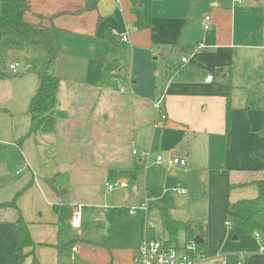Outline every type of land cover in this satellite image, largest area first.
I'll return each instance as SVG.
<instances>
[{
    "label": "crops",
    "instance_id": "crops-1",
    "mask_svg": "<svg viewBox=\"0 0 264 264\" xmlns=\"http://www.w3.org/2000/svg\"><path fill=\"white\" fill-rule=\"evenodd\" d=\"M191 1L119 0L117 3L116 0H97L95 10L82 12L85 0H26L29 12L24 16L25 21L43 26H49L51 21L60 30V53L53 68V74L60 79V86L54 113L55 133L25 138L31 125L29 103L39 86L38 75L30 71L38 67L32 66L36 50L20 54V61H26L17 69L21 75L0 80V204L10 202L20 192L18 209L35 244L33 250L25 249V253L32 251V255L21 264H32L34 259L39 264H127L132 261L140 242L150 231L159 238L167 237L161 226L159 211L164 209L168 214L169 211L158 207L161 234L152 224L147 223V209L140 231L137 228L136 234L129 240H123L121 245H113L108 231L117 223L113 219L120 220L129 215L128 207L124 206V203L129 202L128 199L118 200L120 205L113 208L114 217L111 220L99 221L96 220L98 217L90 219L102 230L101 235L95 234L92 237L80 231L81 218L77 229L71 227L70 220L59 223L53 211V207L61 203L72 207L74 213L77 212L76 206L87 207L82 204V199L76 201L74 196H87L89 193L80 192H88L94 187V176L99 184L107 183L109 177L119 179L114 183H136L137 174L130 169L139 168L121 161L122 153L113 149L118 143L120 148L126 144V136L130 134L133 135L130 144L132 149L137 147L141 149L139 152L149 151L152 155L156 148L159 151L155 156H163L162 151H166L169 152L168 157L174 155L185 160L183 167L164 169L165 166L153 163L154 155L148 160L139 155L134 156L145 165V170L153 169L163 178H166L168 172L175 176L178 169L184 170L186 174L194 170H205L202 179L206 180L210 175V180L214 182L219 178L221 186L216 191L213 184L209 186L212 192L208 206L210 211L207 224L201 225L206 235V245L199 249L200 257L196 264H227L228 258H233L232 264H236L239 257L244 258L245 264H264V254L259 251L264 247V240H256L264 229L255 231L260 233L259 238L254 237L255 232L247 235L255 242L253 246L234 245L231 248L225 245L229 226L227 223L220 225V222H216L212 211L213 207L220 213H228L236 222V213L229 211V204L257 199V187L250 183L264 180V156L261 160H253L255 164L250 167L240 166L237 169L233 166L227 168L224 161L232 149L242 154L248 153L255 136L264 138L261 135L264 127V32L258 34L262 37V43H253L252 40L239 43L236 32V16L243 15L242 10L246 13L245 8L257 10L264 23V7H259L264 6V0H246L244 7L235 6L231 0L225 4L220 3V0L212 1L209 11L210 29L204 30V20L200 21L202 30L209 34L198 37L190 26L193 14ZM108 30L118 36H127V49L124 53L129 52V58L125 60L130 67L122 64L119 57L118 61L131 83L135 84L137 77L134 75L137 76V66L140 64L147 69L154 63L153 59L163 57L165 68L171 67V79L153 97L154 101L163 95L165 120L156 115L154 121L145 119L142 115V97H123L119 100L117 96H111L110 85L114 77L107 71L108 59H113L108 54L105 41ZM245 32L244 29L243 34ZM176 44L191 46L195 53L173 57L172 51ZM198 46L203 48L198 49ZM250 54L251 57L245 58V55ZM183 58L187 59L184 64L181 63ZM233 58L234 64L238 60L244 63L245 68L249 67L248 70L255 68L256 76L253 78L247 72L242 83L234 82V86L232 83L233 90L229 92L216 72L219 69L233 71ZM257 73L261 75L260 79H256ZM156 76H161L159 69ZM209 76L212 81L206 82ZM233 93L234 99L243 104L240 106L246 107L251 102H258L259 108L249 111V120L234 123V126L230 110V147L227 148V99L230 97L232 109ZM132 115L134 118L129 120ZM196 134L200 135L197 141L200 152L197 153L203 156L199 158L196 152L190 150L185 154L178 153L179 139L191 135L195 138ZM222 142L225 143L223 159L212 167L213 158L220 154L216 153L212 158V151L216 145L220 149ZM80 154L83 159L86 158L82 163L79 161ZM96 156L111 159L114 164L94 167L89 159H95ZM120 172L133 173L136 178L129 181L118 176ZM52 178H55L54 190L49 187ZM129 194H132L131 201L135 194ZM108 200L112 202L110 205L116 204L114 197ZM178 203L183 205L185 200L179 199ZM120 208L126 209L127 213L116 214L115 210ZM138 211L143 212L140 209ZM17 217L13 209L0 210V264H15L18 260L13 252L17 241L14 225ZM189 224L194 225V222ZM113 232L118 238H123ZM234 240H239V237H234ZM179 243L180 246L184 244L183 237ZM221 247L227 248L230 253L224 254Z\"/></svg>",
    "mask_w": 264,
    "mask_h": 264
},
{
    "label": "rangeland",
    "instance_id": "rangeland-1",
    "mask_svg": "<svg viewBox=\"0 0 264 264\" xmlns=\"http://www.w3.org/2000/svg\"><path fill=\"white\" fill-rule=\"evenodd\" d=\"M212 1L215 0H192L190 2L191 4V10L193 12L191 16L190 26L193 31L197 34V37L200 35H207L209 32H204L200 26V21L207 16L210 17L209 11L211 10L210 5ZM221 1V2H220ZM220 3H226L227 0H220ZM246 0L242 1L241 5H235L244 7ZM231 3H233V0H231ZM233 5V4H232ZM234 6V5H233ZM260 8H263L264 6H259ZM248 8H245V12L242 14H237L236 16V22H237V29L236 32L238 34V39L240 40L239 43L247 42L248 40H252L253 43H262V37L258 36V34H262L264 32L263 27V21L259 15V12L257 10H247ZM210 19V18H209ZM245 29V33L243 34V31ZM195 43V42H194ZM35 51V48H28L25 52L21 53H15L16 62L20 61V54L25 53H31ZM252 54V53H251ZM250 55H245V58L251 57ZM239 55V54H238ZM236 55V59L237 56ZM18 57V58H17ZM120 60L122 64L127 65L130 67L129 62H126V58H129V52L123 53L120 57ZM111 61V58L108 59V62ZM154 63H151L150 66L146 69L143 67L142 64L137 66V76L134 75V77H137L134 81L135 84L131 83L130 79L127 78H112L111 79V96H117V99H124L123 97H133L135 96L142 97V102L144 103V106L142 107V115L145 119H150L151 121L155 120V111L152 108V102L154 95H156L158 92H160L164 86L167 84V81L171 79V73L172 70L170 68H165V63L163 61V57H158L157 59L152 60ZM234 64V58L233 63L231 65L233 71V79L232 83L234 86V82L242 83L245 79V74L247 72H250L251 76L254 78L256 76V69H249L245 68L244 63L237 62ZM25 60L20 61V64H25ZM15 63V62H14ZM13 65V62H12ZM144 68V69H143ZM160 71L161 76L158 78L156 76V71ZM264 70V68H263ZM155 71V72H154ZM135 72V71H134ZM19 73V70H16V72H13V75ZM204 75L206 73L202 72ZM200 74V77H203ZM199 77V76H198ZM261 75L257 73L256 79H260ZM136 83L138 84L136 86ZM123 88V92H120V89ZM113 92V94H112ZM240 102L235 98L234 99V93H233V100H232V109L230 112V117L234 123H241L243 120H249V111H245V106H240L243 104H239ZM128 117V116H127ZM133 119L134 116H130L129 120ZM250 128V127H248ZM128 131V129H126ZM133 134V133H132ZM185 135V134H183ZM133 135L126 136L127 142L126 144L121 145V148L119 147L120 143L115 147L113 146L114 151L122 153L121 161H126L127 165H133L137 166L139 168V172L135 169H130V171H133L137 174L138 180L134 184H128L127 188L125 189H116L112 192H106L104 187L102 188L104 182L99 184V181L94 176V187L88 191V192H80L81 194L89 193L87 196H74L75 200L78 201V199H82V204L87 205V207H81L76 206L75 209L78 211V208L80 207V218L82 220L81 222V229L86 236L92 237L93 235H101L102 231L99 227L94 225L92 222L93 217H98L96 220L99 221H106V219H110L114 217L113 208L120 205L118 204V200L121 199L122 201L128 199L129 193H134L135 198H133L131 201L124 203V206L128 207V210L130 209H137L135 216L126 215L120 220L113 219V222H117L116 224L111 226V230H109L110 235V241L113 243V245H121L122 241H127L129 238L133 235H135V231H140V227L143 223V216L146 215V212L138 211V209L145 207V209H148V224H152L156 230L161 234V226L158 218L157 208L162 207L166 208L169 211V214L173 220L176 221H184L188 223L194 222V224L198 225H206L207 224V218L208 213L210 211V208L208 206L210 205V187L212 184L215 186L214 190L216 191L221 185L219 178L212 182L211 176L209 175L206 180L203 178V172L205 170H194L189 174H186L184 170L178 169L176 170L175 176H171L168 172V175L166 178L161 177L160 175H157L153 169L145 170V165L141 164V162H138L137 157L132 156L131 150L132 147L130 146ZM234 137H236L234 135ZM200 135L196 134V137L194 138L193 135L191 136H184L183 140L179 139V144L177 146L178 153H186L187 150H190L191 152H200L199 145L197 144V141H199ZM216 145V144H215ZM225 143L222 142V147L218 149V146L216 145L212 151V158L215 156V154L220 153L217 158H213L212 167L216 166L217 163L221 162L223 159L224 153H225ZM234 147V142L232 144ZM80 147V146H78ZM138 151L141 149H138L137 147H134ZM79 150H82L80 147ZM101 150V149H100ZM159 150H156V148L153 150V154L158 152ZM82 153H86L83 151ZM163 157L167 158L169 155V152L162 151ZM197 155L202 157L203 155L201 153H197ZM83 155L80 154V162L82 163ZM174 156V155H173ZM264 156V138L255 136L253 138V142L251 143L250 150L248 153H240L237 151V149H232L231 152L228 153L227 159H225L226 167L231 168L233 166L235 169L242 167H250L251 164H255L253 160H261ZM91 163L94 164V167H102L106 165L114 164V161L111 159H102L99 157H95V159H89ZM88 161V162H89ZM113 166V165H112ZM166 169V167H164ZM99 177V174H98ZM110 179L107 183H114L116 180L119 179ZM173 190H185L186 195H182V197L172 193ZM214 191V192H215ZM106 192V193H105ZM212 193V192H211ZM107 194V195H105ZM114 202L116 204L110 205L112 202L108 200V198H113ZM214 197V195H213ZM185 200V204L179 205L178 200ZM218 201V200H217ZM79 203V202H78ZM123 204V203H121ZM82 205V206H83ZM212 211L215 214L214 219L216 222H220V225H225L226 223L229 225V229L227 232L226 237V243L225 245L233 248L234 245L236 246H253L255 242L251 239L250 236L245 235L240 231V229L237 227L236 222L234 218L229 215L228 213H220L221 211L215 210V208L212 207ZM83 218V219H82ZM260 221L264 228V213L260 216ZM119 233V236H123V238H118L115 236L114 232ZM92 235V236H91ZM263 235V234H262ZM260 236L259 239L256 240H264V235ZM234 237H239V240H234ZM181 240V239H180ZM179 240V241H180ZM221 247V250L223 253L227 254L230 253L227 248Z\"/></svg>",
    "mask_w": 264,
    "mask_h": 264
},
{
    "label": "trees",
    "instance_id": "trees-1",
    "mask_svg": "<svg viewBox=\"0 0 264 264\" xmlns=\"http://www.w3.org/2000/svg\"><path fill=\"white\" fill-rule=\"evenodd\" d=\"M97 0H85V7L82 12L93 11L96 9ZM29 12V4L26 0H2L0 11V80H7L13 76H19L21 73L13 75L10 70L12 62H16L15 53H21L30 47L35 48L33 65L30 71L36 73L39 77V86L34 97L31 99L28 107L31 125L25 138L36 134H53L56 131L55 108L56 97L58 94L60 79L53 74V68L59 58L60 53V30L50 21L49 26L41 24H32L25 21L24 16ZM264 18V14L262 15ZM122 36L113 34L110 30L105 33V41L108 47V54L113 58L107 64V71L113 77L119 78L124 70L118 61L127 49L125 43L121 41ZM195 53L193 47H184L176 44L173 47L172 56H188ZM216 76L220 81L227 85L229 92L232 87V70L219 69ZM226 111V147H230V120L229 112L230 97H228ZM258 102H251L247 105L245 111L257 110ZM261 135L264 136V127ZM23 140V139H22ZM20 140V141H22ZM121 178L133 181L136 175L130 172H120ZM257 187L258 198L254 200H242L234 204H229V211L236 213V225L244 234L252 235L255 231H262L263 225L260 216L264 213V180L250 183ZM245 186V185H243ZM20 192L10 201L0 204V210L13 209L18 217L14 223L17 236L13 252L18 257L15 264H21L26 257L32 255V251L25 253V249H34L35 244L30 238L27 223L21 218L18 209L17 199ZM54 213L59 218V223H65L70 220L74 214L73 208L67 204H58L53 207ZM116 214L127 213V210L120 208L115 210ZM160 221L163 231L168 237V246H180V239L183 237L184 243L201 239L202 243L197 244L198 250L206 245V235L201 225H193L185 222L175 221L170 218L168 212L160 209ZM149 232V230H148ZM148 239H156L153 231L146 236ZM227 264L234 263L233 258H228ZM32 264H39L36 259Z\"/></svg>",
    "mask_w": 264,
    "mask_h": 264
},
{
    "label": "built area",
    "instance_id": "built-area-1",
    "mask_svg": "<svg viewBox=\"0 0 264 264\" xmlns=\"http://www.w3.org/2000/svg\"><path fill=\"white\" fill-rule=\"evenodd\" d=\"M243 0H233V3L239 5L242 3ZM118 3L119 0H116ZM210 19L206 17L202 24L204 30L210 29ZM121 41L125 44L128 43L127 36H122ZM203 48V46H198V49ZM187 62L186 58L181 59V63L184 64ZM19 64L15 63L10 66V70L16 72L18 69ZM121 78H127V74L125 71L121 72ZM128 79V78H127ZM206 82L212 81V77H207ZM120 92H123V88L120 89ZM163 102L164 97L160 95L152 102V108L155 111L156 117L160 118L161 120H165L166 116L163 112ZM131 154L133 156L139 155L142 159L148 160L152 157L149 151H142L139 152L137 149H132ZM155 165L157 166H165L168 169H172L175 167H183L185 165V160L178 157H163L161 155H157L154 158ZM128 184L126 182L120 183H105L104 187L106 192H112L116 189H125L127 188ZM172 193L176 195H185V190H173ZM140 210L146 211L145 207L142 206ZM80 208L78 211L73 214L72 218L70 219V225L73 228L80 227ZM137 209H130L128 210L129 215H134ZM229 226L228 224H226ZM259 232H255L253 235L255 238H259ZM264 234V231H263ZM168 238H156V239H148L144 237L140 242L136 254L132 261L127 264H196L198 257H200V251L197 248V244L195 241H191L188 243H184L181 246H168ZM76 251V248L73 249ZM260 253L264 254V247L260 248ZM236 264H245L244 258L239 257V260Z\"/></svg>",
    "mask_w": 264,
    "mask_h": 264
},
{
    "label": "water",
    "instance_id": "water-1",
    "mask_svg": "<svg viewBox=\"0 0 264 264\" xmlns=\"http://www.w3.org/2000/svg\"><path fill=\"white\" fill-rule=\"evenodd\" d=\"M54 180H55V178H52L51 181L49 182V187H50L52 190H54V185H53ZM131 195H132V194H129V198H128L129 201H130V196H131ZM195 242H196L197 244H199V243H202V240L196 238V239H195Z\"/></svg>",
    "mask_w": 264,
    "mask_h": 264
}]
</instances>
